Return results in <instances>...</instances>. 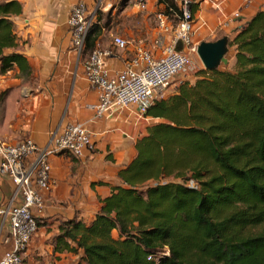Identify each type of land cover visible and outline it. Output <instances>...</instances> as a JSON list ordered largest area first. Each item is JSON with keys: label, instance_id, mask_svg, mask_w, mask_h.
Listing matches in <instances>:
<instances>
[{"label": "trees", "instance_id": "trees-1", "mask_svg": "<svg viewBox=\"0 0 264 264\" xmlns=\"http://www.w3.org/2000/svg\"><path fill=\"white\" fill-rule=\"evenodd\" d=\"M157 7L177 11L174 0ZM21 11L0 0V73L28 79L14 29ZM228 46L231 69L201 70L149 106L145 116L160 122L136 141L121 185L98 198L90 222H63L55 249L81 251L78 264H264V11Z\"/></svg>", "mask_w": 264, "mask_h": 264}, {"label": "crops", "instance_id": "crops-1", "mask_svg": "<svg viewBox=\"0 0 264 264\" xmlns=\"http://www.w3.org/2000/svg\"><path fill=\"white\" fill-rule=\"evenodd\" d=\"M17 1L22 7L21 14L14 18L17 51L28 60L31 67L28 79L36 87L22 85L24 79L16 77L17 68L0 73V93L9 89L0 109V141L15 144L30 138L43 145L53 131L79 123L95 142V153L86 158L74 159L67 153L51 158L52 189L45 195V208L38 219L45 225L33 236L22 264H78L81 251L76 254L55 249L59 227L67 220L88 223L93 219L99 207L98 198L107 197L110 187L121 185L118 172L135 157V143L146 134V127L139 121L135 107L101 117L92 109L97 94L83 76L85 56L78 60L72 51L67 20L74 4L85 2L91 9L98 0ZM152 4L153 0H149L148 7ZM193 5L195 27L202 38L199 42L227 41L223 55L228 62L229 40L258 11H264V2L244 6L242 0H193ZM235 12L240 15L237 19L233 18ZM112 35L117 34L100 28L94 46L87 50L111 48ZM121 37L130 40L125 34ZM214 38L217 40L213 41ZM138 40L147 43L143 38L130 41ZM131 55V52L117 54L107 60V66L120 69ZM8 73L14 79L5 84ZM13 198L15 204H20L9 176L0 169V204L5 205ZM7 240L8 232L1 229L0 222V257L8 247ZM67 242L74 246L70 240Z\"/></svg>", "mask_w": 264, "mask_h": 264}, {"label": "built area", "instance_id": "built-area-1", "mask_svg": "<svg viewBox=\"0 0 264 264\" xmlns=\"http://www.w3.org/2000/svg\"><path fill=\"white\" fill-rule=\"evenodd\" d=\"M139 10H146L149 0H131ZM264 0H242L244 6ZM176 12L154 13L155 36L151 45L143 40L133 43L112 35L111 48L87 50L89 33L100 23L97 11L104 10L101 0L90 9L85 2L74 4L67 20L72 51L78 60L83 56V76L96 92L97 103L92 106L97 117L107 113L136 108L138 118L144 119L149 106L164 98L172 81L188 68L200 42L191 9L193 0H174ZM235 12L233 18H239ZM100 27V26H99ZM131 52L120 69H111L107 60L117 54ZM148 120V119H144ZM67 153L83 159L95 153L92 134L83 124H69L50 133L43 145L27 138L15 144L0 141V169L7 174L15 188V197L0 204L1 229L8 232L7 248L0 264H22L33 236L38 231V219L45 208V195L52 189L51 158Z\"/></svg>", "mask_w": 264, "mask_h": 264}, {"label": "rangeland", "instance_id": "rangeland-1", "mask_svg": "<svg viewBox=\"0 0 264 264\" xmlns=\"http://www.w3.org/2000/svg\"><path fill=\"white\" fill-rule=\"evenodd\" d=\"M95 3V2H94ZM101 7L104 10L97 11V20L100 23V27L104 28L108 31H112L119 36L125 34L126 37H129L130 40H137L138 38H143L150 43L154 36H155V19L154 13L159 10L157 7V1L153 0L152 6L147 7L146 10H139L135 3L131 0H101ZM93 6L91 7V9ZM218 37V36H217ZM201 37H197L196 40H201ZM217 38H214L213 41H216ZM230 41V40H229ZM137 42V41H136ZM135 42V43H136ZM134 43V42H133ZM90 48V47H88ZM234 52L231 48L229 53L227 54L228 62L227 66H218L219 69H231L234 65ZM205 67L201 63L200 59L194 57L192 62L188 68L185 69L180 75H178L172 83L166 88L164 91V98H167L175 93L177 87L183 83L193 84L197 79V74L201 70H204ZM7 80H5V84L12 83L14 77L13 74H7ZM8 82V83H7ZM35 82L31 79H24L22 80V85H28L29 87L35 88ZM9 89L5 90L7 92ZM0 93V109H3V102L5 97L8 95L9 92ZM34 94V93H33ZM24 95H27L25 93ZM139 121L143 123L142 126H145L146 129L149 126H152L160 120L147 118L144 116V120L142 118H138ZM146 133V132H145ZM194 185V184H191ZM45 222L39 223V226H44ZM116 236V235H115Z\"/></svg>", "mask_w": 264, "mask_h": 264}, {"label": "water", "instance_id": "water-1", "mask_svg": "<svg viewBox=\"0 0 264 264\" xmlns=\"http://www.w3.org/2000/svg\"><path fill=\"white\" fill-rule=\"evenodd\" d=\"M224 40L200 43L197 47V55L205 69H216L220 64L227 66L228 61L224 57Z\"/></svg>", "mask_w": 264, "mask_h": 264}]
</instances>
